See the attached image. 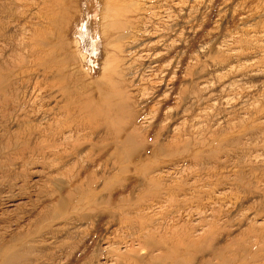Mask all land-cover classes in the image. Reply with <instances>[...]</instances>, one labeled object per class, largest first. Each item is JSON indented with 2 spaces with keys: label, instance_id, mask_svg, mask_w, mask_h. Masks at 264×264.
Instances as JSON below:
<instances>
[{
  "label": "rangeland",
  "instance_id": "374dc122",
  "mask_svg": "<svg viewBox=\"0 0 264 264\" xmlns=\"http://www.w3.org/2000/svg\"><path fill=\"white\" fill-rule=\"evenodd\" d=\"M93 1L87 35L82 0H0V264H156L171 230L264 264V0Z\"/></svg>",
  "mask_w": 264,
  "mask_h": 264
},
{
  "label": "bare ground",
  "instance_id": "6f19581e",
  "mask_svg": "<svg viewBox=\"0 0 264 264\" xmlns=\"http://www.w3.org/2000/svg\"><path fill=\"white\" fill-rule=\"evenodd\" d=\"M93 4H94L93 0H82V4H80V6H79L80 7L79 11L81 12V14L82 13L84 14L83 15L84 18H85L84 25H85V31H86L85 34H87V35H90V33H92L93 28H94L93 20L96 17V13H95V9L93 7ZM62 8H60V10L58 11L57 15L61 14V21L67 23L68 20L72 17V16H70V13L72 11L74 12V7L72 5V2L70 1L67 4V6L64 7V9H62ZM101 9H103L102 12H104V11L108 12L107 7H104V8L101 7ZM47 10H49L50 12L54 11V7L49 6L47 8ZM83 16H82V18H83ZM99 21H102V19L101 20H100V18L98 19V24H99ZM56 22H57V20H52V21L49 22V24H51L53 26H56L57 25ZM33 38H34V36H33ZM33 40H31V41H33ZM52 41L50 43H48V40H45V41H43V44L44 45L45 44L46 45H50L51 44V46H53V48H56V44L55 43L53 44ZM29 44H31V42H29ZM39 58H36V56H35V58H34V60L32 62L34 64L32 66L36 67L37 69L40 68L42 70V76L44 77V80H48L50 78L51 81L44 87L45 92H52L55 89H57L59 85H63V84H60V82H59L60 79H62V77H64V79H66L68 82H70L71 75L68 74V73L67 74L63 73L62 68H58V66H55L54 57L46 56V57H39ZM69 60H70V58L66 57V61L65 62H68ZM5 65H6V63H5ZM18 74H19V76H18V78H19L18 87H21L23 84L26 83V81L24 80V76L26 74V71L21 70ZM63 89L66 91L65 97H64L65 106H64L63 114L65 116V119L69 123L66 126V129H67L66 131L68 133H74L75 131L78 130V128H76L74 126L75 124L74 125L72 124L74 122L73 110L76 109V106L73 103V95H74L73 88H72V85L70 83H66V84H64ZM21 98L22 97L19 94L18 95V99L20 101H21ZM95 102L98 103V105H99L101 101L100 100H96ZM102 105H103V103H102ZM106 108H103L104 110L101 113L99 111H93L91 113L90 108L85 104L84 106L81 107V110L85 111L86 113H88L90 115H93V116H95L97 118H100L101 121L104 120L105 126L108 129V127L110 125H108L106 123L107 122L106 118L111 113H113L115 116L119 115L120 111L116 107H113L111 110H108V108L107 109ZM76 122H77V120H76ZM85 124H86L85 122L84 123L83 122L80 123V125L83 126V128L84 127L86 128ZM100 124H101V122H97L95 125L91 126V129L92 130L98 129ZM32 128L34 129L36 127L33 126ZM32 128H31V130H32ZM89 129H90V126H89ZM28 130L30 131L29 128H28ZM117 133H118V131H117ZM117 137H118L117 135H113L111 141H114V138H117ZM53 146H54L53 144H50L48 149H50ZM34 148L37 151H39L42 154L43 157L46 156V152L43 149V147H40V145H39V147L35 146ZM181 228H182V226H181ZM174 229H175V227H174ZM173 231L171 230V232L170 231H168L167 233L165 232V235L163 237H158V235H155L154 236L155 238L152 237V238L155 239V242L152 244L151 251H156V250L161 251V255H159L154 260V263H156V264H193L194 262H196L198 257H200V260H199L200 264H250L253 261H256L257 258H258V253H257L258 252V248H257V246H253L252 245L250 247H244L242 245H239V243L237 244V246H233L234 242L232 244H227L226 246H223V247H220V248H217V249H214V248L209 247V246L200 245L199 247H196L192 251V253H189L190 249L192 250V244L190 243L188 238L185 237V236L176 237L173 234ZM180 232H182V231H180ZM154 234H152V235H154ZM147 240H149V243H150L152 239L147 237L144 240V242H147ZM232 248H234L235 250L232 251ZM245 250H247V252H248L246 258L244 257V251Z\"/></svg>",
  "mask_w": 264,
  "mask_h": 264
}]
</instances>
